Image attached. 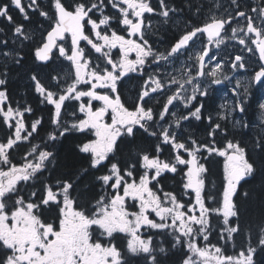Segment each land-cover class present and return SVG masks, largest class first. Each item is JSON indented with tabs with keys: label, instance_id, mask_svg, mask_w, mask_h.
<instances>
[{
	"label": "snow or ice",
	"instance_id": "snow-or-ice-1",
	"mask_svg": "<svg viewBox=\"0 0 264 264\" xmlns=\"http://www.w3.org/2000/svg\"><path fill=\"white\" fill-rule=\"evenodd\" d=\"M10 6L23 21H31V14L38 13L48 22L38 41L35 31L10 14ZM108 6L115 12L106 13ZM229 7L232 11L224 9L217 15L223 5L214 2L216 11L210 9L207 22L191 25L160 52L149 39V17L158 16L159 23L168 24L170 14L178 11L168 0H159V10L151 0H49L47 8L40 0H28L26 5L23 0L0 3V19L13 26L11 39L18 45L9 47L7 36L0 39V122L14 129L0 141V264H169L174 250L180 249H186L181 264H264V220L244 227L250 194L239 192L242 182L264 172V102L258 104L261 132L250 146L242 138L249 125L232 119L237 110L246 113L251 85L264 86V0H255L254 6L246 0H229ZM69 38L70 50L66 46ZM226 39L235 40L248 53H258L260 67L249 85L236 81L232 105L225 101L219 106L217 122L211 115L207 117V139L200 140L184 122L203 124L205 103L201 98L209 97L210 85L230 80L222 75L223 62L206 71V58L216 59L208 45L220 49ZM25 48L33 64L39 65L24 69L25 73H31L28 79L40 102L52 106L53 131L47 139L56 142L71 132L94 137L70 150L79 157L78 163H61L57 154L37 145L31 146L23 163L12 161L10 150L19 149L21 142L30 143L41 125L37 119L27 127L25 113L32 108H14L9 103L6 86L13 70L9 65L24 68ZM132 53L135 59L130 58ZM185 55L193 61L183 65L186 79L172 77L165 82L151 73L133 107L126 106L119 91L124 78L137 72L143 76L146 65L158 69L162 62L173 64ZM63 61L68 62L67 68ZM244 61V55L236 54L227 63L233 71L244 70ZM42 75L50 84L43 82ZM205 77L210 84H203L201 78ZM186 85L191 86L190 95L185 94ZM171 86H176L175 91L157 112L148 101L152 94H164ZM241 87L243 93L238 91ZM66 101L80 102L82 119L62 122ZM229 122L233 129L241 130V139H227L218 147L215 138L228 135L225 125ZM138 134L143 139L154 138L155 145L145 148ZM165 146L170 157L161 159ZM121 153L127 156L123 163L117 158ZM213 157L224 158L222 190L215 185L208 190L207 163ZM52 172L57 175L53 177ZM166 173L181 175L187 202L174 191L164 190L161 181ZM213 218L223 242L220 245L209 239ZM242 232L245 244L238 252L226 254L227 246L235 247ZM157 237H161L159 243ZM169 237L170 246H166ZM200 238L203 246L198 243Z\"/></svg>",
	"mask_w": 264,
	"mask_h": 264
},
{
	"label": "flooded vegetation",
	"instance_id": "flooded-vegetation-1",
	"mask_svg": "<svg viewBox=\"0 0 264 264\" xmlns=\"http://www.w3.org/2000/svg\"><path fill=\"white\" fill-rule=\"evenodd\" d=\"M45 0H40V4L43 3L44 7H48L49 1L44 2ZM187 1V0H186ZM25 5L27 4L28 0H23ZM218 2L223 5V8H221L218 12L217 15H220L224 12V9H228V11H232V9L229 7V0H193L192 5L190 1L187 2V6L185 1L181 3V0H168L169 6H174L178 9L176 13L170 14V21L168 24H161L159 21L161 20L160 17L152 15L149 18L151 19L152 22V29L149 34V39L150 42L153 44V46L158 49L160 52H164L169 46L175 42L176 39L185 31V30H190L191 25H202L205 22H207L209 14H210V9L212 11H216L213 8V3ZM151 3L154 8H157L159 10V0H151ZM246 3L254 6L255 0H246ZM197 9H200L199 12H197ZM106 13H114L115 10L111 9L110 6L105 9ZM251 14V13H250ZM98 15V14H97ZM148 14H146L147 16ZM239 19V18H238ZM147 23V20H146ZM243 24V22H240ZM48 26V22L45 21V27ZM237 24L233 23V27H236ZM44 27V28H45ZM113 27L118 28L119 25L116 21H113ZM126 35V33H122ZM227 36H231V29L228 30ZM205 43L207 42V37L205 36L204 38ZM250 43V42H249ZM85 42H81V46H84ZM68 49L70 50L71 48V41L70 38L67 41ZM208 47L211 49L210 55H215L216 59L214 60H209L206 58V63H207V68L206 71H210L212 67L217 62H223L225 64V67L222 69V75H228L230 77L229 81H224V83L220 85H210V95L209 97L206 98H201L203 99L205 103V108H204V116L205 120L203 122L204 126L200 124V122L193 121L192 125L189 126L188 122H184V125L186 128H189L191 131H193L195 138H198L201 140L200 136L202 133L207 132V125H208V120L207 117L209 115L212 116L213 122H217V111H219V107L222 103H225V101L228 102L229 106L232 105L233 101L235 100V97L232 95V89L236 87V81L240 80L242 85H249L251 82V78L254 75L255 71L259 70L260 67V62L258 59V53L255 55L248 53L243 46L239 45L236 47L233 43L232 39H226L225 45H221L220 49H216L215 46L213 45H208ZM254 47V46H253ZM115 51V50H114ZM236 54H242L245 57V64H246V69L240 70L237 69L233 71L231 67L228 65L227 61L229 58L234 59ZM95 56L96 54L93 53ZM116 58L118 59V53ZM131 59H135V53H132L130 55ZM95 62V61H94ZM192 64L193 61H188V57L182 56L180 61H177L173 64H167L165 65L163 62L161 63L160 68H156L155 65H146L147 72L143 74V76L137 72V73H130L127 78H124L122 83L119 85V91L122 96V100L125 102L126 106L129 108L133 107V101L136 97V94L141 90V87L144 85V81L148 79V75L151 73H155L158 78H163L165 82L167 80L171 79L172 77H175L178 80H183L186 79V76L184 75L185 67L183 65L185 64ZM63 64L67 68L68 62L63 61ZM192 75H195V70L193 69ZM221 75V78H222ZM203 84H210V78H201ZM176 86H171L170 88H166L164 90V94H152L153 99L148 101L149 105L153 107L154 109L159 110L162 109L163 104L166 101L167 95H171L172 92L175 91ZM187 88V93L186 95L191 94V86L186 85ZM55 90V89H53ZM100 93H103L105 90L104 89H98ZM238 91L240 93H243L244 89L243 87L239 88ZM88 98H83V102H87ZM260 102H264V86L260 85L259 83H254L250 87V94L247 97L246 101V106H247V111L245 114H240L238 110L232 114V119H240L241 121L244 122H250L251 124L255 122L256 124H260L261 121V113L258 108V104ZM79 103L77 101H66L65 102V108L62 111V122H72L76 118H83V114H81L78 110L79 108ZM178 103V102H176ZM93 104L96 107L101 106L99 101H93ZM193 104H197V101H193ZM217 105V106H216ZM50 108V115L52 111V106L48 105ZM171 107V106H170ZM182 108L183 106L180 105ZM173 111H178V109L173 108ZM75 113V116L73 115ZM50 118V116H49ZM109 122H110V117H109ZM222 125H224L223 121H220ZM232 125L231 122H229L225 126H230ZM203 126V130L202 127ZM50 128L51 131H53V126L50 123ZM48 132V133H49ZM78 134L81 138L78 143L80 142H86V139H93L94 137L91 136V134H81V133H76V132H71ZM24 133H22L23 135ZM70 134V133H68ZM62 138V137H60ZM138 141H141L142 143H146L144 145L145 148L153 147L156 143V140L154 138H147L143 139L141 134H138L137 137ZM207 139V135H206ZM47 141V147L46 148H41V150H48L54 152V145L52 141ZM45 142V143H46ZM51 145H50V144ZM77 143V144H78ZM218 147H223L222 145L217 144ZM154 154V153H153ZM170 157V151L169 147L165 146L163 153L161 154L160 158L161 159H168ZM30 158V157H29ZM171 174V173H167ZM173 176V174H171ZM176 176V184H180L181 180V175H175ZM138 178V177H137ZM163 180V179H162ZM162 183V181H161ZM180 192L177 193L178 195L183 196V190L181 186H179ZM131 203V201H129Z\"/></svg>",
	"mask_w": 264,
	"mask_h": 264
},
{
	"label": "trees",
	"instance_id": "trees-1",
	"mask_svg": "<svg viewBox=\"0 0 264 264\" xmlns=\"http://www.w3.org/2000/svg\"><path fill=\"white\" fill-rule=\"evenodd\" d=\"M49 1V0H47ZM185 1L186 6L187 2L190 1L192 5L193 0H181V3ZM219 1V0H217ZM46 2V0L44 1ZM0 3H9V0H0ZM43 5V3H41ZM44 6V5H43ZM10 14L14 17V19L17 22H23L26 24L27 28L29 30L36 32V40L38 41L40 38V32L43 31L45 27V21L42 17H39L38 13H32V19L31 21H23L22 16L20 15L19 11L15 9L14 7L10 6ZM35 21V22H34ZM43 25V27L41 26ZM12 25L8 24L6 19H0V29H3V32H0V39L7 36L9 47H16L18 45H14L13 41L11 39V31H12ZM46 28V27H45ZM29 47H31V44L29 43ZM24 54L26 56L24 68H17L15 66L9 65L10 68H12V72L9 77V81L7 84V90L9 93V103L12 107H26L30 106L32 108L31 113H25L26 118V126L30 128L31 123L34 120L40 119L41 125L38 126V134H33V137L30 138L29 142H21V146L19 149H13L10 150L12 152V161L15 164H21L23 163V157L27 152L31 150L32 145H37L41 148L47 147V136L48 132L51 130L50 128V108L48 105L42 104L40 102L41 98L39 95L34 91V87L31 84V81L28 79V76L31 73H25L24 69L27 68H39L38 64H33L32 62V56L31 53L28 51L27 48L24 49ZM2 63V61H0ZM41 79L45 84H50L48 80H44L43 75L41 76ZM0 121H2V117H0ZM247 123L250 127L243 129V140L246 144L249 146L251 143L257 138L258 133L261 132V125L252 123ZM14 123V122H13ZM204 126V124H202ZM203 126L201 127L203 130ZM228 129V135L225 137L221 134H218L216 136V140L219 145H224L227 141V139H233L235 137L236 139H241V130L239 129H233L232 125L226 126ZM254 127V128H253ZM14 131V129L10 130L7 126H5L2 122H0V141L5 140L8 135H10V132ZM230 133V134H229ZM25 134V133H24ZM80 136L75 133L66 134V137L59 138L56 142L53 143L54 147V154L58 155V159L61 163L68 162V163H78L79 157L73 155L70 153V150L74 148V146L81 140L79 138ZM201 140L206 139V131L205 133H202L200 136ZM46 142V143H45ZM50 144V143H49ZM51 145V144H50ZM143 145H146V143H143ZM254 158H255V154ZM118 159L123 161L127 159V156L123 153L118 154ZM223 157H213V161L211 163H207V166L209 168V173L207 176V184H208V190H212L213 185H215L217 188H220L222 190V184H223ZM63 169H60L59 171H62ZM45 176H48L49 173L45 172ZM51 175L55 177L57 175V172H52ZM176 176H172L171 174H165L162 185L165 191H174L175 193H179V185L176 184ZM245 191L249 192V198L245 202V207L247 208V213L245 217V224L244 227L248 228L251 224L252 226L257 225L260 221L264 220V172H258L255 176V178H249L248 182H242L241 186L239 187V192L242 195ZM181 199L185 202H187V197H182V195H179ZM216 220L213 218V230L210 234V242L213 244L220 245L223 242L219 241V229L215 227ZM161 237H157V243L160 242ZM169 243L166 244V246H170L171 238H168ZM121 243H124L123 241ZM245 244V234L242 232L240 235L236 237L235 241V247H233L232 244H229L226 248V253L228 254H234L235 252H238L241 247ZM186 252V249H180V250H174L173 254L170 256L169 264H181L182 259L184 258V253Z\"/></svg>",
	"mask_w": 264,
	"mask_h": 264
},
{
	"label": "rangeland",
	"instance_id": "rangeland-1",
	"mask_svg": "<svg viewBox=\"0 0 264 264\" xmlns=\"http://www.w3.org/2000/svg\"><path fill=\"white\" fill-rule=\"evenodd\" d=\"M233 43H234V45H235L236 47L239 46V44H238L235 40H233ZM29 159H32V157H30ZM198 243H199L200 246H203V244H204L205 242L202 240V238H200V239L198 240ZM226 254H228V253H226ZM228 255H231V254H228Z\"/></svg>",
	"mask_w": 264,
	"mask_h": 264
},
{
	"label": "bare ground",
	"instance_id": "bare-ground-1",
	"mask_svg": "<svg viewBox=\"0 0 264 264\" xmlns=\"http://www.w3.org/2000/svg\"><path fill=\"white\" fill-rule=\"evenodd\" d=\"M47 1V0H46ZM35 22V21H34ZM47 26V25H46ZM217 106V105H216ZM219 107V106H218ZM218 112V111H217ZM248 123H249V121H248ZM254 125H255V123H253ZM250 128H251V126H249ZM254 128V127H253ZM230 134V133H229Z\"/></svg>",
	"mask_w": 264,
	"mask_h": 264
}]
</instances>
